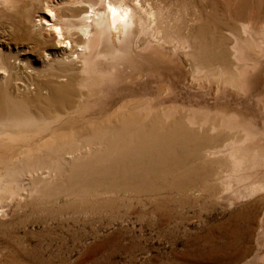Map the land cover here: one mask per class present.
Returning <instances> with one entry per match:
<instances>
[{"label": "bare ground", "instance_id": "6f19581e", "mask_svg": "<svg viewBox=\"0 0 264 264\" xmlns=\"http://www.w3.org/2000/svg\"><path fill=\"white\" fill-rule=\"evenodd\" d=\"M55 1L0 0L1 206L200 201L210 181L228 205L264 200V22L203 24L186 0ZM182 90L204 104L177 105Z\"/></svg>", "mask_w": 264, "mask_h": 264}, {"label": "rangeland", "instance_id": "374dc122", "mask_svg": "<svg viewBox=\"0 0 264 264\" xmlns=\"http://www.w3.org/2000/svg\"><path fill=\"white\" fill-rule=\"evenodd\" d=\"M185 2L190 7L189 18L196 16L197 7L206 15L203 24L209 21L221 29H228V19L234 17L252 19L259 25L264 22V0ZM10 21L0 18V28ZM160 103L175 106L164 99ZM181 103L204 104L201 97L185 90L177 105ZM83 111L74 115V120L85 123L96 116ZM244 123L259 130L256 123ZM217 191L216 182L210 181L208 196L200 201L179 200L181 196H161L158 192L145 206L121 201L106 204L89 197L80 199L63 217L56 216L60 208L56 204L37 208L27 202H7L0 205V264H261L264 220L260 232L259 222L264 200L246 209L219 201Z\"/></svg>", "mask_w": 264, "mask_h": 264}]
</instances>
